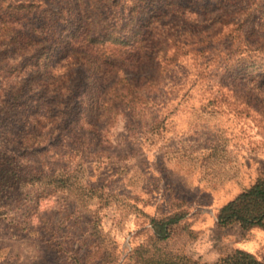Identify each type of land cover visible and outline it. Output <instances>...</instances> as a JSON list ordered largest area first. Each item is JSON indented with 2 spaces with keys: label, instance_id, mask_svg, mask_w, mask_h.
<instances>
[{
  "label": "rangeland",
  "instance_id": "rangeland-1",
  "mask_svg": "<svg viewBox=\"0 0 264 264\" xmlns=\"http://www.w3.org/2000/svg\"><path fill=\"white\" fill-rule=\"evenodd\" d=\"M192 20L186 26L198 30ZM69 67L77 70L67 59L56 63L46 85L51 93L64 88ZM83 71L90 86L79 109L92 123L85 126L90 141L68 150L73 155L57 167L75 170L73 186L54 190L29 182L0 197V264H135L155 248L209 264L244 251L264 263V229L217 223L224 205L264 180V76L228 79L220 93L208 71L196 76L194 61L168 77L148 70L166 84L151 95L154 106L132 114L106 104L115 78L88 66ZM14 82L0 84V96L11 94ZM8 123L0 118V152ZM41 142L38 154L52 144ZM17 154L27 166L56 168L52 155H33L29 147ZM97 188L103 190L90 192ZM175 213L183 219L156 241L152 218Z\"/></svg>",
  "mask_w": 264,
  "mask_h": 264
},
{
  "label": "trees",
  "instance_id": "trees-1",
  "mask_svg": "<svg viewBox=\"0 0 264 264\" xmlns=\"http://www.w3.org/2000/svg\"><path fill=\"white\" fill-rule=\"evenodd\" d=\"M191 19L199 22L198 30L186 26ZM261 34L264 0H0V84L15 81V90L0 96V118L10 120L0 152V197L29 182L54 190L73 186L75 170L57 167L73 155L68 150L90 141L85 126L92 123L79 109L90 86L84 84L86 66L97 76L117 80L105 94L109 107L138 114L154 106L157 98L151 95L161 93L166 84L148 70L168 77L183 63L194 61L201 71L196 76L208 71V79L218 80L220 93L228 79L263 78ZM62 59L77 70L69 67L62 78L64 88L51 93L48 84ZM42 139L52 144L38 154ZM25 147L33 155H52L55 170L27 166L17 154ZM183 216L152 218L155 240L168 238ZM217 223L220 228L264 229V180L224 205ZM155 249V255L138 257L135 264H209L189 256L168 257ZM214 264L264 263L237 251Z\"/></svg>",
  "mask_w": 264,
  "mask_h": 264
}]
</instances>
